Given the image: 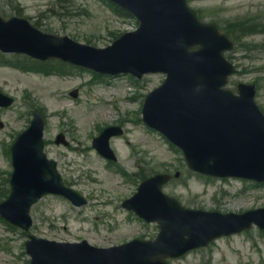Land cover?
<instances>
[{
    "label": "rangeland",
    "instance_id": "1",
    "mask_svg": "<svg viewBox=\"0 0 264 264\" xmlns=\"http://www.w3.org/2000/svg\"><path fill=\"white\" fill-rule=\"evenodd\" d=\"M188 1L204 22L227 28L237 40L239 47L226 53L237 68L228 88L236 92L240 83L257 85L256 102L264 112V0ZM0 12L5 18L19 15L39 22L46 32L68 35L95 47H107L115 35L138 27L135 20L117 15L105 0H0ZM247 25L253 33L248 38L240 30ZM69 71L45 76L0 67V92L15 98L14 107L0 113L4 124L0 128L1 187L10 188L8 176L13 171L6 148L10 149L28 128L33 111L39 109L46 120L48 157L58 162L64 181L88 200L86 206L77 208L64 198L46 197L32 210L31 234L59 242L87 240L101 247L133 239L152 240L159 231L157 225L129 213L122 203L137 191L141 175L156 172H181V178L166 186L164 192L186 208L224 214L264 208V187L190 172L182 153L145 126L144 100L165 76L151 75L138 82L129 76L109 81L89 70ZM75 90L76 99L70 96ZM64 107L68 115L55 114ZM106 126L124 127V134L111 140L117 166L91 146L93 137L97 138ZM59 133L65 134L68 147L55 144ZM120 142L130 143L126 151L118 146ZM4 199L0 196V202ZM26 241V234L8 227L0 218V264H30ZM172 264H264V231L253 227L218 241L209 250L175 259Z\"/></svg>",
    "mask_w": 264,
    "mask_h": 264
},
{
    "label": "water",
    "instance_id": "2",
    "mask_svg": "<svg viewBox=\"0 0 264 264\" xmlns=\"http://www.w3.org/2000/svg\"><path fill=\"white\" fill-rule=\"evenodd\" d=\"M111 1L132 12L141 23L137 32L123 36L112 47L96 49L68 37L43 34L24 19L5 21L0 17V50L42 60L59 58L104 74L132 73L141 78L166 73L165 83L146 100L144 120L182 148L193 170L264 181V116L254 102L255 87L240 86L239 96L223 89L234 72L223 52L234 44L215 25L201 23L186 0ZM194 47L197 49L192 51ZM10 104L11 100L0 95V106ZM34 117L32 127L12 149V193L0 206L5 219L25 230L32 225L31 206L48 193L84 203L64 187L56 163L43 154V122L38 114ZM114 133L107 130L102 136L106 145H96L109 157L108 140ZM60 141L61 137L57 143ZM168 179L161 175L147 181L126 204L147 220L160 223L162 233L155 243L96 250L32 237L27 243L32 264H162L166 256H180L215 237L257 223L249 219L234 229L217 228L225 219L222 216L182 210L163 196L161 186ZM179 216L201 225L187 228L176 220ZM134 246L138 257L116 256L123 250L133 254Z\"/></svg>",
    "mask_w": 264,
    "mask_h": 264
},
{
    "label": "bare ground",
    "instance_id": "3",
    "mask_svg": "<svg viewBox=\"0 0 264 264\" xmlns=\"http://www.w3.org/2000/svg\"><path fill=\"white\" fill-rule=\"evenodd\" d=\"M236 6H238V5L236 4ZM55 114H56V115L61 114V115H63V116L65 117L66 115L69 114V111L66 109V107H64L60 113L57 112V113H55ZM69 122H71V121H69ZM127 144H129V143H123V142H120V143H118V146H119L120 148H122L124 151H126V149H127Z\"/></svg>",
    "mask_w": 264,
    "mask_h": 264
},
{
    "label": "trees",
    "instance_id": "4",
    "mask_svg": "<svg viewBox=\"0 0 264 264\" xmlns=\"http://www.w3.org/2000/svg\"><path fill=\"white\" fill-rule=\"evenodd\" d=\"M29 61H30V60H28V62H29ZM3 62H5V57H4L3 55L0 54V64L3 63ZM30 62H33V61H30ZM30 62H29V63H30ZM30 64H39V63H37V62H33V63H30Z\"/></svg>",
    "mask_w": 264,
    "mask_h": 264
}]
</instances>
